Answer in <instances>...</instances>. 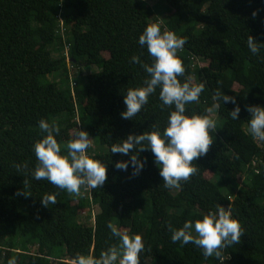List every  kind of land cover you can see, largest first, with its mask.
I'll list each match as a JSON object with an SVG mask.
<instances>
[{
	"label": "trees",
	"instance_id": "trees-1",
	"mask_svg": "<svg viewBox=\"0 0 264 264\" xmlns=\"http://www.w3.org/2000/svg\"><path fill=\"white\" fill-rule=\"evenodd\" d=\"M163 11L168 15L161 22ZM157 22L186 38L178 52L184 78L205 84L187 110L204 112L218 90L235 96L241 108L233 121L228 111L235 105L219 102L213 143L193 161L196 173L175 188L163 186L150 150L140 153L145 163L135 176L131 167L113 166L127 156L109 151L130 132L166 125L170 109L162 108L158 90L132 120L120 116L123 93L146 76L131 57L151 62L136 41ZM247 35L264 43V0H0V264L10 258L71 264L79 253L98 256L118 242L108 222L141 235L140 264H221L192 244L173 243L169 231L217 206L231 209L242 233L222 251L224 264H264V142L246 131V106L264 105V48L251 55ZM41 118L58 125L62 142L75 126L88 131L89 152L109 165L101 187L70 194L32 179ZM17 165L25 166L20 173ZM53 193L56 203L42 206L40 197ZM86 208L93 214L82 216Z\"/></svg>",
	"mask_w": 264,
	"mask_h": 264
},
{
	"label": "clouds",
	"instance_id": "clouds-1",
	"mask_svg": "<svg viewBox=\"0 0 264 264\" xmlns=\"http://www.w3.org/2000/svg\"><path fill=\"white\" fill-rule=\"evenodd\" d=\"M253 12V16H255ZM186 38L173 31L161 29L160 23H149L139 34L136 43L151 57L150 63L132 56V63H139L146 74L141 85L128 88L123 93L125 108L120 113L121 119L132 120L149 97L157 92L162 108L170 109L166 125L161 129L153 124L149 130L139 134L128 133L118 143H112L110 153L127 156L128 159L117 160L114 167L127 171L131 167V175H138L145 161L140 153L150 150L153 162L159 169L165 188L178 187L180 182L187 181L197 169L193 165L198 157L208 152L213 143L211 132L217 129L214 113L223 104L231 102L235 106L228 111V117L236 121L241 111L236 104L235 96L221 93L213 95V103L202 113L189 112L186 106L198 102L205 88L204 82L195 83L191 78H184L185 66L178 52L186 44ZM247 35L244 43L249 53L257 55L264 43ZM249 116L246 120L247 134L254 141L264 142V105L250 104L246 106ZM41 136L32 145L36 164L30 175L33 180H45L56 188L70 194H78L82 187L95 189L101 187L107 175L108 162L95 158L92 149V137L87 130L78 128L71 132L67 142L58 140L60 128L55 122L41 118L37 122ZM131 153V155H129ZM17 172L25 166L17 165ZM24 188L26 182L23 181ZM24 195H30L26 191ZM42 206L55 204V194L40 197ZM106 227L111 236L117 238V244L102 250L98 256L79 253L72 258L71 264H140L144 251V241L138 233L120 230L112 222ZM170 239L173 243L192 244L202 250L205 258L213 257L224 264L222 251L240 241L241 225L231 209L217 206L209 209L194 221L186 220L179 228L169 226ZM8 264H16L10 258Z\"/></svg>",
	"mask_w": 264,
	"mask_h": 264
},
{
	"label": "rangeland",
	"instance_id": "rangeland-1",
	"mask_svg": "<svg viewBox=\"0 0 264 264\" xmlns=\"http://www.w3.org/2000/svg\"><path fill=\"white\" fill-rule=\"evenodd\" d=\"M61 11H63V8H61ZM163 12H164V11H163ZM165 15H168V12H164L163 15H160V16L158 17V19H159L161 22H163ZM59 23H60V26H61L62 28H64L63 18H62V17L60 18ZM54 53L57 54V52H54ZM103 54H104L105 57H108V56H109L107 52H104ZM199 63H201V64H206L205 62H199ZM69 68H70L71 70H73V69H74V66H73L71 63H69ZM96 70H98V68H97L96 66H95V67H90V68H85V71H82V73L85 74V73H89V72H91V71L93 72V71H96ZM86 75H87V74H85V76H86ZM49 77H50V76H49ZM49 77H48L46 80H54V79H52L51 77H50V78H49ZM52 77L55 78V79H57L58 76L55 75V76H52ZM74 83H75V81L72 80V81H71V84L73 85ZM79 84H81V78L79 79ZM194 103H195V102H194ZM194 103H192V104H194ZM74 128L77 129L76 126H75ZM76 129L72 130V132L75 131ZM96 141H98V140L96 139ZM205 176H207V177H211V176L208 175V174H205ZM80 213H81L82 216L92 215V214H93V209H92V208H86V209H84L83 211H81ZM89 222H92V220H90Z\"/></svg>",
	"mask_w": 264,
	"mask_h": 264
}]
</instances>
